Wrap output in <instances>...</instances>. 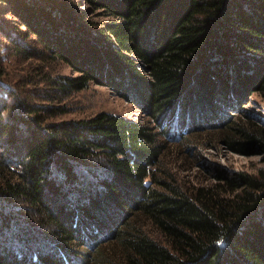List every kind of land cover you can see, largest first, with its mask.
<instances>
[{"label":"trees","instance_id":"16d2710c","mask_svg":"<svg viewBox=\"0 0 264 264\" xmlns=\"http://www.w3.org/2000/svg\"><path fill=\"white\" fill-rule=\"evenodd\" d=\"M1 1L0 264H85V244L92 264H264V167L208 164L217 182L196 186L165 161L222 125L235 152L264 150V126L239 117L264 97V0ZM9 56L76 74L45 64L17 85ZM91 82L146 121L57 118Z\"/></svg>","mask_w":264,"mask_h":264},{"label":"rangeland","instance_id":"374dc122","mask_svg":"<svg viewBox=\"0 0 264 264\" xmlns=\"http://www.w3.org/2000/svg\"><path fill=\"white\" fill-rule=\"evenodd\" d=\"M4 6L5 2L0 0V19H4L2 23L7 24L11 14H8L7 10L5 12L2 11ZM9 58L10 60H7L6 64H4V71L7 78L12 82L14 81L17 85L28 79L27 77L35 78L36 71L44 68L43 65L45 64H47V69H44L54 76L76 74L68 65L57 60L43 64V61L37 59H21L14 56H9ZM60 104H63L64 113L57 117L59 119L88 117L100 111L121 114L139 122H144L147 119L145 113L134 102L115 93L108 86L94 82L88 84L84 89L72 92ZM242 106L239 117L250 118L252 121L264 126V97L254 93ZM228 113L230 116L236 114L235 111H229ZM242 113H246V116L242 115ZM226 117L225 119H227ZM223 128V125L212 129L207 127V132H200L202 133L201 141L198 143L196 140V143H193V146L196 147H192L190 150L185 147L187 144L185 139L173 144L172 142L168 143L171 145L166 150L165 161L170 162L171 167L175 169L176 177L183 184L209 186L217 182L213 175L206 170L208 164H218L231 173L240 171L256 172L258 168L264 167V150L253 155L235 152L219 139L218 133ZM198 135L199 133L196 138ZM190 137L194 138L193 136ZM81 249L84 257L75 255L76 259L85 264H92V258L95 255L94 249L86 244Z\"/></svg>","mask_w":264,"mask_h":264}]
</instances>
